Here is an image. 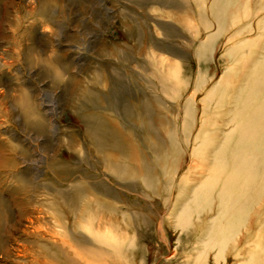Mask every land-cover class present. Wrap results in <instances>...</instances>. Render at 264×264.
Masks as SVG:
<instances>
[{
	"label": "rangeland",
	"instance_id": "374dc122",
	"mask_svg": "<svg viewBox=\"0 0 264 264\" xmlns=\"http://www.w3.org/2000/svg\"><path fill=\"white\" fill-rule=\"evenodd\" d=\"M196 1L50 0L46 10L40 12L42 0H0V198L3 201L0 206V264H55L49 258L32 251L26 259H14L16 247L11 243L14 244L13 239H17L18 245L23 244V240L28 238L25 233L27 227L29 231L39 227L56 238L69 242L76 250L75 257L80 260L79 264L119 262L114 259L113 251L105 243L92 239L98 220L108 224L104 230L115 232L109 220L117 219L116 215L99 211L92 205L90 214L95 218L93 227L85 220L80 226L72 221L74 208L54 205V210L61 213L58 218L49 211L51 208H47L48 204L45 205L44 200L53 197L44 195L42 184L46 182L57 187L61 182L60 175L55 172L56 163L68 170L65 175L86 176L93 179L94 183L104 181L116 196L128 201L130 205L93 191L89 194L91 199L127 209L126 215L129 217L117 232L123 235L125 244L131 238L134 240L133 247L143 250L135 258L133 253L134 260H129L128 264H170L171 259H188L189 254L195 253L192 252L194 242L188 238H184L182 244L176 247L175 232H172L166 222L173 202L172 199L165 202L164 196L168 194V190L152 192L140 179L133 176L117 177L105 169L101 155L88 143L83 133L78 113L87 107H93L86 94L88 90L96 91L104 98H112V102L119 103L120 107L130 101L142 103L143 100H151L154 103L150 113L153 119L151 124H142L140 120L125 114L121 121L114 119L117 124L122 123L119 125L122 130H126L125 140L133 146L137 145V154L144 157V163L151 165V171L162 183L165 169L152 164L154 152L160 146H167L171 138L180 144L177 150L179 149L181 156V165L175 174L170 168H166L170 175H175V184L179 178L186 177L187 168L191 164L194 165V170L188 173L190 177H194V173L198 171L207 174L211 157H190V150L195 143V147L200 148L203 137L209 133L201 132L199 143L195 141V134L198 130L212 128L214 122L221 124L225 117L214 109L210 113L203 112V105H207L205 94L209 86L217 81L223 67H243L249 61L220 59L225 54L226 36L230 30L225 32L216 41L213 61L208 63L209 73L214 70L217 72L195 93L194 85L199 77L195 48L199 42L207 40L206 33L216 30L215 22H211L209 31L204 29L205 26L196 13ZM205 2L204 7L208 8L211 0ZM159 3H167L173 9L163 8ZM256 6V0H249L247 7L250 16H244L241 6L237 23L230 25V28L236 29L249 19L253 21V30L241 33L233 41L254 38L257 32H262V36L256 38L255 46L250 49L246 47V52H252V58L264 53V30L257 22L264 17V9L255 11ZM154 19L163 24L162 28L156 29V34L152 29ZM207 19L211 20L209 16ZM150 34L157 36L161 41L160 45L168 50L148 46ZM156 56L164 57L176 66L175 78L169 77L168 82L166 81L173 88L167 93L159 90L161 83L157 78V71L162 68L160 64L153 62ZM21 92L30 96L29 100L37 109L39 127L26 124L19 106ZM191 94H194L197 103L194 112L196 124L183 132V120L180 118L182 106ZM100 106H104V103ZM108 115L112 117L113 113L109 112ZM220 128L226 129L225 126ZM216 137L220 139L218 135ZM123 152L110 154L121 163L128 161L138 165L141 162L136 155L124 157ZM9 158H15L17 169L23 172V177L31 180L37 187L28 186L25 194H11L8 191L9 181L4 182V178L12 173L6 165ZM80 181L79 184L88 186L85 179ZM59 184L67 191L72 182L69 180ZM176 191L173 188L171 195L176 194ZM184 192L189 195L188 190L184 189ZM27 200L31 202L27 203ZM142 205L152 210L149 211L150 223L145 226L138 225L132 216ZM33 208H36L34 213L31 212ZM37 211H41V220L27 222L28 217L32 218ZM71 233L82 241L73 239ZM24 246L28 247V244ZM140 256L143 261L139 260ZM213 259L211 252L208 264H214Z\"/></svg>",
	"mask_w": 264,
	"mask_h": 264
},
{
	"label": "bare ground",
	"instance_id": "6f19581e",
	"mask_svg": "<svg viewBox=\"0 0 264 264\" xmlns=\"http://www.w3.org/2000/svg\"><path fill=\"white\" fill-rule=\"evenodd\" d=\"M49 1L42 0L40 12L46 10ZM205 1H196V6H198L196 13L205 26V30H210L211 22H215L216 30L206 33L207 40L196 45L195 57L199 77H197L194 85L195 93L207 84L208 78L214 77L217 72V70H214L213 73H209L208 63L213 61V49L216 41L221 39L225 32L230 30L226 36L225 54L220 59L249 61L243 67H238L239 65L223 67L221 75L217 78V81L209 86L205 94L204 100L207 105H203V112L210 113L214 109L225 117L221 124L214 122L212 128L207 127L205 130H198L195 134V141L199 143V134L201 132L204 134L209 133L206 137H203L200 148L195 147V143V146L190 150V157L198 155L203 158H206V155L211 157V161L207 165V174L198 171L194 173V177H190L188 173L194 170V165L191 164L187 168L186 177L179 178L175 184V175H170L166 168H170L172 173L175 174L181 165V162H179L181 156L179 149L177 150L180 144L171 138L167 144L170 148L160 146L154 152L152 164L165 169L162 183L156 174L151 171V165L144 163L142 160L144 157L142 158L140 154H137V145L133 146L125 140L126 130H122L119 126L122 123L117 124L114 119L121 121L125 114L137 121L140 120L142 124H151L153 119L150 113L154 105L151 100H143L142 103L130 101L128 104L123 103V107H120L119 103L112 102V98H104L100 93L87 89L86 94L93 107L81 110L78 117L88 143L101 155L105 169L117 177L133 176L140 179L144 186L152 192L160 189L163 191L168 190V194L164 196L165 202L168 203L169 199H172L173 202L166 222L172 232H175L176 247L182 244L184 238H188L193 240L192 252H195L192 255L189 254L188 259H171L170 264H208V257L211 252H213L214 264H264V53L252 58V52L250 50L246 52V47L250 49L256 38L262 36V32H257L253 36L254 38L249 37L233 41V38L241 33L253 30L251 19L236 29L230 28V25L237 23L241 6H243L244 16H250L247 7L249 0H211L208 8L204 7ZM256 3L255 11L264 9V0H256ZM159 4L163 8L173 9V6H169L167 3ZM207 16L211 20H208ZM257 22L260 24L259 27L264 30V17L259 18ZM152 23V29L156 34V29L162 28L163 24L155 19L152 20ZM147 42L148 46L168 50L160 45V39L153 36V34H150ZM262 46L264 47V41ZM156 57L153 62L156 65L160 64V68H162L157 71V78L161 83L159 90L167 93V91L173 90L171 83H166V81L168 82L171 77L175 78L176 66L169 63V60L164 57ZM18 91L21 90L18 89ZM21 94L19 95V106L26 124L39 127L40 117L37 109L29 100L31 99L30 96L25 95L24 92H21ZM102 103H104V106L101 107L100 104ZM155 103L157 104V102ZM196 108L197 103L194 94H191L182 106L183 113L180 118L183 120V132L196 124L194 113ZM107 112H112V117ZM222 126H225L226 129H221ZM217 135L220 139L216 137ZM171 136L172 134H170ZM183 141L187 142V139ZM119 151H124L122 153L124 157L130 158L136 155L141 159V162L138 165L128 161L121 163L117 160V157L110 154V152L120 153ZM6 165L9 166L8 169L12 173L5 176L4 182L9 181V188L7 189L11 194H25L28 186L37 187V185L32 184L31 180L23 177V172L17 169L15 158L7 159ZM51 166L53 167V165ZM54 167L55 172L60 175L59 180L61 182L59 183L71 180L72 185L66 191L59 183L57 187H52L46 182L42 184L41 188L44 190V195L53 197L44 200L45 205L48 204L47 208H51L49 211L52 215L58 218L61 217V213L54 210V205H67L70 209H75L72 212V221L75 225L81 226L85 220L92 226L95 218L91 216L90 212H92V205H94L99 211H106L118 217L109 220L115 232L104 230L108 227V224H103L104 222L98 220L97 227L95 226L97 230L92 234V239L95 242L105 243L109 250L113 251L114 259L119 261L114 264H125V261L128 264L129 260L131 262L134 260L138 252L140 254L143 252L142 249L133 247L134 240L131 238L125 244L123 235L117 232V229L129 217L126 215L127 209H120L113 203H103L99 199H91L89 194L93 191L112 198L114 201L130 205L128 201L116 196L115 192L109 189L104 181L98 180L94 183L93 179L86 176L73 177L65 175L68 172L66 168H62L57 163ZM81 179L87 181L88 188L79 184ZM89 188L90 190H88ZM173 188H176L177 191L176 194L171 195ZM184 189L188 190L189 195H185ZM160 195L163 196V194ZM30 200L32 201V199ZM31 201L27 200V203ZM2 203L3 201L0 198V206ZM40 205L41 203H39ZM35 210L36 208H33L31 212L34 213ZM138 210L132 213L135 222L138 225H149V211L152 212V210L145 205L139 206ZM41 218V211H37L32 218L28 217L27 222L33 223V219L39 222ZM25 233L28 238L23 240V244H28V247L23 244L18 245L19 241L17 239H13L14 244L11 243L16 247L14 249L16 252L14 259L18 261L26 259V256L31 255L32 251L44 258H49L55 264L80 263L78 257H75L76 250L69 245V242L68 244L39 227L31 231L27 227ZM71 235L73 239L82 241L78 237H74V234L71 233ZM230 255L232 259H230ZM142 259V256H140L139 260L143 261ZM40 264H45V262Z\"/></svg>",
	"mask_w": 264,
	"mask_h": 264
}]
</instances>
